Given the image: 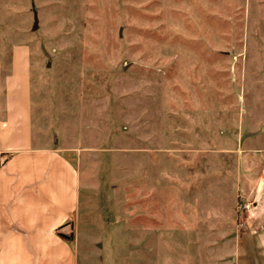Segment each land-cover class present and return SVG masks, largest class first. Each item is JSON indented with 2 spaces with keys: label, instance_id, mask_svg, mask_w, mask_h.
Returning <instances> with one entry per match:
<instances>
[{
  "label": "rangeland",
  "instance_id": "rangeland-1",
  "mask_svg": "<svg viewBox=\"0 0 264 264\" xmlns=\"http://www.w3.org/2000/svg\"><path fill=\"white\" fill-rule=\"evenodd\" d=\"M15 51L79 264H264V0H0L2 83Z\"/></svg>",
  "mask_w": 264,
  "mask_h": 264
},
{
  "label": "crops",
  "instance_id": "crops-1",
  "mask_svg": "<svg viewBox=\"0 0 264 264\" xmlns=\"http://www.w3.org/2000/svg\"><path fill=\"white\" fill-rule=\"evenodd\" d=\"M27 65L15 51L4 83L0 72V264H79L78 167L68 149L32 144Z\"/></svg>",
  "mask_w": 264,
  "mask_h": 264
},
{
  "label": "water",
  "instance_id": "water-1",
  "mask_svg": "<svg viewBox=\"0 0 264 264\" xmlns=\"http://www.w3.org/2000/svg\"><path fill=\"white\" fill-rule=\"evenodd\" d=\"M34 16H35V24H34V27L37 26V13H36V10L34 9Z\"/></svg>",
  "mask_w": 264,
  "mask_h": 264
},
{
  "label": "trees",
  "instance_id": "trees-1",
  "mask_svg": "<svg viewBox=\"0 0 264 264\" xmlns=\"http://www.w3.org/2000/svg\"><path fill=\"white\" fill-rule=\"evenodd\" d=\"M63 237L66 238V239H71L72 236H65V235H63Z\"/></svg>",
  "mask_w": 264,
  "mask_h": 264
}]
</instances>
